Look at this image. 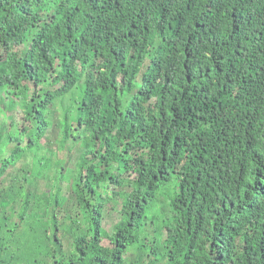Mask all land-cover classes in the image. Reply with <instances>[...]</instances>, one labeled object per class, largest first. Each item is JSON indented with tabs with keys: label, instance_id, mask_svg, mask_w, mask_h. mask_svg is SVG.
Here are the masks:
<instances>
[{
	"label": "trees",
	"instance_id": "trees-1",
	"mask_svg": "<svg viewBox=\"0 0 264 264\" xmlns=\"http://www.w3.org/2000/svg\"><path fill=\"white\" fill-rule=\"evenodd\" d=\"M0 264H264V0H0Z\"/></svg>",
	"mask_w": 264,
	"mask_h": 264
}]
</instances>
